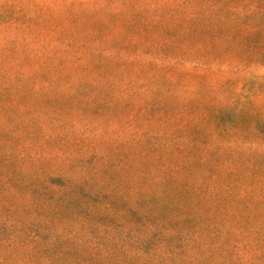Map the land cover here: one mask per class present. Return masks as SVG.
Here are the masks:
<instances>
[{"label": "rangeland", "instance_id": "obj_1", "mask_svg": "<svg viewBox=\"0 0 264 264\" xmlns=\"http://www.w3.org/2000/svg\"><path fill=\"white\" fill-rule=\"evenodd\" d=\"M245 2L0 0V162L10 150L7 130L11 127L24 134V142L42 144L30 119L39 118L46 127L67 120L82 140L55 148L56 161L68 164V172L86 190L117 191L116 210H126L134 195L130 185L143 176L146 182L197 176L210 185L207 190L215 191L208 199L203 190L207 203L216 201L228 182L239 184L249 188L250 199L264 205V126L243 118L250 100L255 118H264V65L258 61H264L263 50L252 47L264 39V18L250 16L257 8L255 0ZM132 9L146 14V19L136 18L141 33L132 31ZM169 10L175 19L200 16L207 32L184 39L167 36L153 21L174 22L166 19ZM236 24L251 36L234 35ZM212 41L218 44L213 49ZM174 53L185 58L206 54L215 64L209 70L190 59L179 64L171 58ZM242 57L253 61L237 67ZM19 78L29 81V86ZM75 85L87 94L81 104L57 107L35 91L43 87L49 94L75 93L79 99ZM108 91L114 98L129 97L134 109L95 108L93 98L103 100ZM171 92L174 100L166 98ZM136 107L139 114L133 116ZM45 162L44 172L50 167ZM146 182L139 185L145 187ZM50 187L64 199L18 193L20 207L33 202L18 226L33 217L41 230L48 224L61 228L66 223L89 222L80 209L91 206L89 198H80L84 190L64 193L59 184ZM11 192L0 187V227L7 216L5 195ZM72 199L75 207L68 203ZM141 208L158 212L153 199L142 202ZM211 211L232 235L227 242L206 241L205 252H214L208 264H264V221L258 219L257 209L234 201ZM50 240L44 238L42 243ZM46 258L40 264H47Z\"/></svg>", "mask_w": 264, "mask_h": 264}, {"label": "trees", "instance_id": "obj_2", "mask_svg": "<svg viewBox=\"0 0 264 264\" xmlns=\"http://www.w3.org/2000/svg\"><path fill=\"white\" fill-rule=\"evenodd\" d=\"M232 2L246 3L245 0H232ZM255 2L257 8L250 16L264 18V0H255ZM132 10V31L141 33L142 30L136 18L146 19V14L142 10ZM175 16L169 10L166 19L174 18V22L161 20L153 21V23L161 27L167 36L177 37V39H184L195 34L204 35L207 32V24L200 16L190 19L183 16L175 19ZM235 29L234 35H244V39L251 36L250 33L243 31L240 24H236ZM258 32L259 29L256 30V34ZM215 46L217 47L218 44L212 41L211 48ZM252 47L254 51L263 50L264 58V39L256 40ZM148 52L145 51V53ZM222 53L219 52L218 55ZM178 54L174 53L171 58L178 59L179 64L190 59L202 64L206 70L215 64L206 54H193L187 58L178 57ZM261 59L258 61H262L264 65ZM252 61L250 58L242 57L237 67L245 66ZM4 76L9 78L10 74L6 72ZM41 76L44 77L45 74ZM19 80L24 86H29V81L26 79L19 78ZM74 88L79 90L81 86L75 85ZM35 91L47 103L57 107L74 102L81 104V100L87 95L85 90H79L78 96H81L79 99H76L75 93L52 95L43 87L36 88ZM174 96L172 92L166 94V98L170 100H174ZM93 99L95 108L124 110L132 106L134 109V102L129 100V97L114 98L110 91L105 94L103 100L96 97ZM252 104L250 100L243 118L255 119L258 126H264V118L260 116L255 118L251 110ZM138 114L139 108L133 110V116ZM9 118V116L6 117L7 120ZM29 121H32L31 128L34 135L43 141L42 144L24 142V134L17 133L11 127L7 130L10 150L4 154L0 162V187L5 191H12L5 195L8 198L4 203L7 216L0 227V264H40L46 255L47 264H208L214 252L209 254L205 252L206 241L227 242L232 235L229 227H222L220 219L215 214H210L213 206L217 207L224 202H245L247 207H255L256 214L259 215L258 219L260 222L264 221V205L250 199L252 197L248 195V187L228 182L223 192L216 194V201L207 203L202 198L203 190L207 193L208 199L214 196L215 191L207 190L210 185L197 176L172 178L162 182L152 180L146 182L144 179L147 177L143 176L138 182L132 181L130 187L134 195L132 201L126 202V210H116L113 208V196L118 194L117 191L103 188L86 190L83 184L76 182V179L68 172V164L56 161L55 148L63 149L69 144H77L82 140L81 136L74 133L73 124L67 120H59L55 121L56 123L51 122L46 127L39 118L33 117ZM238 122L239 120L235 124ZM67 126L69 128L65 130ZM234 158L237 160L236 156ZM107 159L112 161V158ZM130 159L132 158L126 157L127 162ZM45 161L50 164L46 172H44ZM35 163L41 165L37 167ZM135 173L136 171L133 170L132 175ZM141 181L146 182L145 187L142 184L139 185ZM52 183L59 184L64 193L84 190L80 193V198L82 200L89 198L91 206L81 205L80 209L83 215L86 214L89 222L84 220L78 225L66 223L61 228L48 224L45 230H41L33 217L32 220L26 221L22 228L18 226L17 224H23V213L33 208V202H27L20 207L16 202L18 193H30L33 197L42 196L45 200L54 199L57 194L50 187ZM262 191L264 192V186ZM57 198L64 199L63 194H59ZM152 199L156 202L155 210L158 212L141 208L142 202ZM182 199L186 200L187 204L182 203ZM73 201L74 199L69 200L68 203L75 207ZM187 209H190L191 213ZM44 238L53 241L42 243ZM53 248L54 254L51 253ZM214 248L215 246H212V249ZM131 250L132 253H130ZM143 257L145 259L141 261L140 258ZM153 259H156V262H153Z\"/></svg>", "mask_w": 264, "mask_h": 264}]
</instances>
